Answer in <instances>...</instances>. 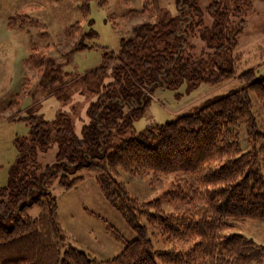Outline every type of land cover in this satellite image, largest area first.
Returning a JSON list of instances; mask_svg holds the SVG:
<instances>
[{
	"label": "trees",
	"instance_id": "trees-1",
	"mask_svg": "<svg viewBox=\"0 0 264 264\" xmlns=\"http://www.w3.org/2000/svg\"><path fill=\"white\" fill-rule=\"evenodd\" d=\"M160 1L141 0L128 12L157 14ZM200 2L178 0L179 15L134 25L116 51L104 49L84 73L71 76L59 64L42 75L41 86L58 97L66 100V85L78 80L96 99L79 135L65 111L49 120L21 118L29 131L15 138L16 156L0 185V264H264L263 244L222 233L247 219L264 222V72L258 71L264 62L242 72L234 63L244 19L233 16H243L252 0H207L208 32L200 31ZM89 6L90 0L78 5L81 15ZM195 37L204 40L200 51ZM37 57L29 58L31 67L42 61ZM231 81L227 91L164 123L134 129L156 88ZM53 145L54 161L43 165L39 156ZM81 169L94 172L103 197L136 234L107 259L68 243L49 187L55 176L73 187L82 176L71 175ZM123 173L130 180L174 177L163 196L183 209L168 213L158 198L130 196ZM158 238L171 246L157 247Z\"/></svg>",
	"mask_w": 264,
	"mask_h": 264
},
{
	"label": "rangeland",
	"instance_id": "rangeland-1",
	"mask_svg": "<svg viewBox=\"0 0 264 264\" xmlns=\"http://www.w3.org/2000/svg\"><path fill=\"white\" fill-rule=\"evenodd\" d=\"M87 0H0V185L7 182L9 165L16 156L14 140L24 136L29 126L24 119L30 115H42L53 119L58 112L70 114L76 134L86 119V109L96 95L88 92L80 81L73 80L63 91L67 99L54 95L47 86L42 87V75L61 64L65 72L84 73L97 66L104 49L116 51L122 37L130 28L146 20L171 18L179 15L178 0H161L157 14L143 13L132 16L131 8H139L141 0H90L86 16L78 5ZM207 0H201L203 15L201 32H208L212 16L206 9ZM12 18L13 27L8 25ZM243 30L237 37L239 60H234L238 72L264 62V0H252L243 16ZM72 26L71 31L68 29ZM196 50L204 47L202 37H195ZM83 49L73 51L77 45ZM37 60L29 64V58ZM37 57V59H39ZM264 72V65L258 69ZM235 81L212 86L199 83L188 88L183 82L176 90L156 88L151 94L146 114L134 122L140 131L153 123H164L176 114L187 111L204 98L227 91ZM51 85V83H50ZM237 85V82H236ZM56 147L40 154L43 165L54 161ZM82 176L76 185L65 189L59 176L51 179L49 187L57 201L59 221L68 236V243L100 259L117 254L126 241L135 238V232L122 216L106 201L95 181V174L81 169L71 177ZM130 196L140 201L160 199L168 213H176L183 206L164 198L163 193L173 188L174 177H162L156 182L145 175L130 180L121 175ZM238 233L253 238L264 245V222L247 219L222 232ZM157 247H169L158 238Z\"/></svg>",
	"mask_w": 264,
	"mask_h": 264
}]
</instances>
